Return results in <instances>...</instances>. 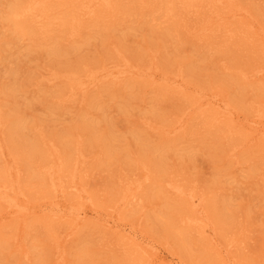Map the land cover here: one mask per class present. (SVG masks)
I'll list each match as a JSON object with an SVG mask.
<instances>
[{
    "label": "rangeland",
    "instance_id": "1",
    "mask_svg": "<svg viewBox=\"0 0 264 264\" xmlns=\"http://www.w3.org/2000/svg\"><path fill=\"white\" fill-rule=\"evenodd\" d=\"M263 39L264 0H0V264H264Z\"/></svg>",
    "mask_w": 264,
    "mask_h": 264
},
{
    "label": "bare ground",
    "instance_id": "2",
    "mask_svg": "<svg viewBox=\"0 0 264 264\" xmlns=\"http://www.w3.org/2000/svg\"><path fill=\"white\" fill-rule=\"evenodd\" d=\"M194 1V0H193ZM28 6V5H27ZM42 6V5H41ZM198 6V5H197ZM196 6V7H197ZM28 8V7H27ZM35 8V7H34ZM36 9V8H35ZM46 9V8H45ZM19 12V11H18ZM33 13V12H32ZM24 14V13H23ZM31 15V14H30ZM236 16V15H235ZM205 20V19H204ZM199 26V25H198ZM264 40V39H263ZM150 70V69H149ZM122 73H123V71H122ZM146 75V74H145ZM144 75V76H145ZM122 76V75H121ZM143 76V75H142ZM229 107V106H228ZM224 114V113H223ZM205 119V118H204ZM61 174V173H60ZM58 179V178H57ZM10 185V184H9ZM12 185V184H11ZM130 186V185H129ZM8 188V187H7ZM131 188V187H130ZM10 190V189H9ZM122 256H123V254H122ZM124 257V256H123ZM146 257H144V259H145ZM132 261H133V259H132ZM143 261V260H142ZM135 262H136V260H135ZM126 264V263H125Z\"/></svg>",
    "mask_w": 264,
    "mask_h": 264
}]
</instances>
